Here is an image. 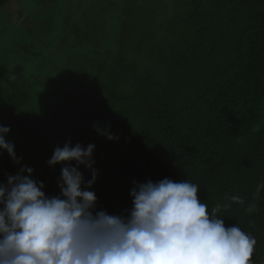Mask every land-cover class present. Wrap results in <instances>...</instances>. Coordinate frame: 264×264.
<instances>
[{"label":"trees","instance_id":"obj_1","mask_svg":"<svg viewBox=\"0 0 264 264\" xmlns=\"http://www.w3.org/2000/svg\"><path fill=\"white\" fill-rule=\"evenodd\" d=\"M9 1L0 0V9ZM112 1L121 8L105 18L99 15L102 0H78L70 11H84L88 26L80 37L86 36L73 38L89 51L101 48L100 34L90 36V30L107 27L108 56L89 61L93 76L79 102L66 82L54 88L46 74L45 84L36 65L46 56L22 49L5 27L2 37L13 41L0 75L6 141L19 145L22 165L32 168L50 159L52 138L77 121L66 137L75 140L82 132L83 147L95 145L92 169L83 165L80 171L85 181L96 172L88 189L97 197L96 211L127 216L134 180H187L198 185L210 216L255 238L252 264H264V0ZM63 23L61 38L67 27L79 33L75 21L65 17ZM28 59L35 72L16 82L12 63ZM75 70L86 77L83 68ZM45 85L53 86L46 106L25 112ZM94 124L118 138L97 133Z\"/></svg>","mask_w":264,"mask_h":264},{"label":"clouds","instance_id":"obj_2","mask_svg":"<svg viewBox=\"0 0 264 264\" xmlns=\"http://www.w3.org/2000/svg\"><path fill=\"white\" fill-rule=\"evenodd\" d=\"M93 127L110 140L118 138ZM9 131L0 125V149L18 162L5 139ZM94 148L70 142L55 147L49 166L76 164L61 168L59 195H45L43 182L32 179L27 166L0 184V264H252L255 238L210 216L198 185L187 180H134L127 216L96 211L97 197L88 190L96 172L85 181L78 170L92 169Z\"/></svg>","mask_w":264,"mask_h":264},{"label":"rangeland","instance_id":"obj_3","mask_svg":"<svg viewBox=\"0 0 264 264\" xmlns=\"http://www.w3.org/2000/svg\"><path fill=\"white\" fill-rule=\"evenodd\" d=\"M71 2L72 4H70ZM77 3L79 4L78 0H75L74 4L73 0H11L6 6L1 7L0 70L4 68V62L8 58L10 52H13L11 48L13 41L10 42L1 35L5 27H8L10 28L11 33L15 35V41L20 47H22V49L40 52L41 55L46 56L42 61H40L39 64L36 65V72L38 74L45 72V75L42 76V79H44V82H46L45 84H48L49 81V79L46 77V74H50L52 75V80L54 81V88L61 86V82L64 81L67 83L65 88H68V90L72 92L78 102L82 99H85L83 97V91L88 88L90 78L93 76V72L88 67L89 61L96 58V54L103 57L106 52L108 56V51L103 47L105 44V31L107 27L100 25L94 27L93 30H90V36L96 37L97 34H100L99 43L101 48L94 51H89V48L83 44L76 45L75 43H77V41H82V39H84L86 36L84 35V37H80L82 32L86 31L88 26L84 17L82 18L84 11L79 12L78 9L76 12L74 10L73 12L75 14L73 15L70 12L71 9H74V6H77ZM8 5L9 8L7 7ZM121 5L122 4L120 1L116 2V4H113L112 0H102L99 14L100 17L105 18V16H107L111 11V13H113L114 7H118L120 9ZM65 17L69 19L70 24L72 21H75L76 24H74V30H79V33L71 32L69 27H67V38L65 37L63 39L60 37V35H57V31L61 30L64 32L65 29L63 26V19H65ZM73 34H75L77 38ZM73 36L77 40L76 42H74ZM1 56H3L5 59ZM12 64L13 68L11 73L16 75V82L21 83L25 77H28L29 74L35 72L34 69L33 72L31 71L33 63L30 61V59H28L24 65L22 63H18V61L13 62ZM79 68H83V71H85L83 72V74H86L85 78H80L78 77L79 73H75V69ZM4 71L5 70L0 71V75L3 74ZM2 79L4 78L2 77ZM73 80L82 81L83 83L77 85ZM55 83L57 85H55ZM52 87L51 85H49V87L45 85L43 88L38 87L37 91H34L32 94L33 100H30L27 103L24 111H42V108L46 106L45 102L48 100V92L53 90ZM10 89H8V92L11 91ZM50 100L51 98H49V101ZM1 102L2 100L0 99V103ZM76 126H78L77 121L72 123L67 131L61 130L58 132L56 137L52 138L53 147L48 153L50 158L55 147H63L66 142H70V146H75L76 143H80L83 147V143L85 141L84 137L86 136L84 133L81 132L79 137H76L75 140H68L66 137V135L71 132L70 130ZM12 144L14 145L16 157L20 159L18 162H15L11 157H9L7 151L0 149V170L5 172L3 175H0V184H6L7 177L9 175H16L18 172H20L22 166H27L26 163L22 165L23 157L20 155L21 153L19 152V145L14 142H12ZM7 157L9 158L5 160ZM73 162L74 161L60 162L53 166H49L47 162H41L31 168L33 169L31 176L36 175L41 177L40 179L34 180L43 182L44 188L42 191H44L45 195H59L60 189L58 187V180L61 175V168L66 164L76 166L75 162L74 164ZM82 166L83 165L78 166L79 171L81 170ZM52 171L55 172V175H51ZM22 174L27 175V173ZM45 180H48L49 182H45Z\"/></svg>","mask_w":264,"mask_h":264}]
</instances>
